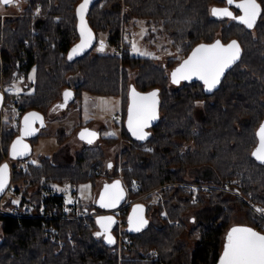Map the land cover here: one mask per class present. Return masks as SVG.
I'll return each instance as SVG.
<instances>
[{"label": "trees", "instance_id": "16d2710c", "mask_svg": "<svg viewBox=\"0 0 264 264\" xmlns=\"http://www.w3.org/2000/svg\"><path fill=\"white\" fill-rule=\"evenodd\" d=\"M80 1L28 0L25 17L9 18L5 23L0 20V82L5 77L8 85L18 74L23 76L27 89L34 85L33 92L18 97L8 90L3 93L5 104L18 106L21 119L17 125L5 124L0 109V166L6 163V156L13 158L11 146L22 133L23 117L31 111L47 115L69 88L74 89L71 101L85 90L98 96H121L125 145L116 162H106L103 149L87 145L72 160L57 162V152L54 156H41L38 163L29 162L27 169H15L11 179L18 182L20 193L17 199L11 195L5 206L38 208L41 204H61L66 194L56 191L55 185L70 183L74 186L73 195H78L80 184H97L101 169L108 172L114 166L115 175L119 176L116 163L122 159L124 181H140L132 193L133 198L140 197L136 204L144 203L145 215L157 208L161 224L130 230L128 222L135 204L128 207L123 217L124 235L133 241L122 251L120 261L119 254L112 251L120 227L115 214L111 233L116 241L110 244L104 234L97 235L101 230L98 220L108 217L104 214L91 218L92 223L87 226L74 219L51 221L0 211V264H217L237 216L245 219V226L264 234V218L241 197L214 190L210 194L199 193L194 200L195 190L178 184L223 183L237 178L242 191L264 209V163L253 156L257 129L264 121V0H257L261 15L250 29L236 19L212 15V8L226 5L225 0H125L126 11L122 9L123 0H95L87 19L97 40L100 31L105 32L110 45L123 47V53H96V41L88 51L70 60V48L80 38ZM39 5L41 14L33 16ZM56 16H60L58 21ZM132 17L148 18L157 25L181 47L184 58L197 44L215 40L237 41L242 56L211 92L198 79L182 80L180 87L172 89L169 71L174 61L158 63L155 58L133 54L124 43V24ZM218 32L221 34L217 36ZM34 67L35 83L28 80ZM131 70L138 71L134 80ZM78 73L82 79L73 86L69 77ZM132 88L158 90L161 97V118L145 131L147 137L143 140L137 139L128 127ZM30 138L34 140L37 135L30 136L29 141ZM108 138L115 144L120 135ZM148 145L153 150L145 149ZM190 168L204 173L190 179ZM156 188L161 196L154 202ZM2 198L3 195L0 202ZM86 206L97 212L108 210L98 203ZM203 210L209 214L202 219L194 220L190 215ZM176 219L181 226L173 223ZM51 223L58 225L64 236L73 234L74 241L58 250L51 241ZM154 248L159 250L160 259L145 258Z\"/></svg>", "mask_w": 264, "mask_h": 264}, {"label": "rangeland", "instance_id": "374dc122", "mask_svg": "<svg viewBox=\"0 0 264 264\" xmlns=\"http://www.w3.org/2000/svg\"><path fill=\"white\" fill-rule=\"evenodd\" d=\"M241 0H233V3L229 5L226 2V6H214L212 9H223L228 8L229 11L233 13L234 16L239 17L243 15L242 10L236 7V4L240 3ZM28 5V0H14V3L5 5L0 3V20L2 23H5L9 18L15 17H25L27 14L26 7ZM41 6L39 5L35 11L33 12V16H38L41 14ZM122 9L126 11L127 7L125 6V0L122 1ZM60 16H56L55 20L58 21ZM238 20V19H236ZM230 21V20H229ZM239 21V20H238ZM75 23V22H74ZM231 23V22H228ZM222 30V28H220ZM256 34V31H254ZM221 32H218L217 36L220 35ZM123 41L128 44L131 48L133 54L140 55L137 52L133 51V45L140 52L148 53L150 55H141L155 58L158 63H170L174 61L173 66L181 61L184 58L185 53L182 51L180 46H177L173 43V39L168 37L162 30L155 24L150 23L148 18H140V17H132L130 22L124 24L123 30ZM101 44L104 45L103 51H99ZM94 52L96 53H109L113 51H117L120 54L123 53V47H112L108 41V34L100 31L97 44L94 47ZM172 66V67H173ZM170 67V87L172 89L178 88L182 84V80L177 83L172 82V73L178 68L177 65L175 67ZM36 72L37 68L34 67L31 69L29 73V78L31 82L36 81ZM131 79L134 80L138 71L131 70ZM5 78V77H4ZM2 79L0 82V104L2 103V118L4 123L7 124L11 122L12 125L15 123L17 125V121L21 119V113L18 106L14 104H5V101L2 102L4 97L3 93L8 90L10 93L17 94V97L22 93H29L34 91V85L27 89V86L23 83V76H19L18 74H14L12 80L5 84V79ZM82 79L81 73L71 75L69 77L70 83L74 86ZM28 85V84H27ZM121 96H98L92 94L85 90L82 95L78 96L75 100L68 102L65 107L63 106L61 100L57 103L47 115L44 116V120L35 124V133L30 136L37 135V138L32 140L30 138V143L32 145L30 160L23 161L17 160L16 158H11L10 156H6V164L12 168V172L18 168L27 169L29 167V162L38 163L41 156H54L57 152H60V157L56 159L57 162H63L74 159L76 153L86 147L87 145H91V147L96 149H103L105 158L104 160L116 162L117 155H120L122 148L125 145L126 137L121 133V121L122 119L114 120L113 117L117 113L123 114L122 104H121ZM264 100V97H263ZM202 104L200 103V106ZM11 120V121H10ZM85 130H94L97 133V138L92 143H88L86 140L80 138L81 132ZM65 133V135H62ZM120 135V140L115 144H112L109 141V136ZM61 138H64L61 140ZM26 163V164H25ZM118 170L119 165H122V159L118 161ZM115 165V166H116ZM100 177L95 185L94 182L89 181L79 185L78 187V195L81 197L82 203L85 205L92 203H100L101 195L104 193L105 186H111L116 181L120 182V186L122 184V180L119 176L115 175V167L112 166L110 171L106 172V169H101ZM120 171V170H119ZM204 171L190 168L187 177L192 178L195 175H201ZM11 180V175L8 173V182ZM17 181H11L10 187L3 196L0 205L5 206L6 201L11 195L17 199L20 193V190L17 188ZM131 185L130 183H127ZM55 190L59 192H64L67 198L74 197L73 190L74 186L70 183L55 185ZM135 189H130V198L137 199L140 197L133 198L132 193ZM157 196L153 199L154 202L158 200V197L161 196V191L159 188H156ZM159 195V196H158ZM141 199L140 201H142ZM258 203V202H257ZM118 204V203H117ZM115 205L117 207L118 205ZM140 204V205H139ZM143 205V202L138 203V205H134L133 208L137 206ZM115 207H109L107 209L112 210ZM8 208V207H6ZM132 208V209H133ZM143 209V208H142ZM191 213V212H190ZM189 213V214H190ZM114 213L107 214L108 217H111L112 220H116L117 217L113 215ZM204 214V215H203ZM209 213L206 211H196L190 214L192 218L202 219L203 216L206 217ZM124 214L121 216L120 221L123 219ZM146 223L143 227L149 225L150 223L161 224V220L158 216L157 208L154 209L151 213L146 214L143 218ZM244 218L237 216L232 223L240 224L245 226ZM129 223V222H128ZM125 223L123 224V229L125 228ZM142 227V228H143ZM120 228V227H119ZM128 228L131 230L133 225L129 223ZM124 233V231H123ZM3 236L2 226L0 222V237ZM117 250V253L122 256V251ZM114 253V252H113ZM150 253V252H149ZM145 258H149L148 254ZM151 258V257H150ZM123 259H120V261ZM160 259V254H159Z\"/></svg>", "mask_w": 264, "mask_h": 264}, {"label": "snow or ice", "instance_id": "6c2138e0", "mask_svg": "<svg viewBox=\"0 0 264 264\" xmlns=\"http://www.w3.org/2000/svg\"><path fill=\"white\" fill-rule=\"evenodd\" d=\"M89 2L90 0H83V3L79 6L80 34L83 39L82 43L72 50L69 55L70 60L89 46L92 38L84 20ZM0 3L8 5L14 3V0H0ZM227 3L231 5L233 0H227ZM236 7L242 10V16H234L228 8H214L212 9V15L238 19L247 28L254 27L257 18L261 15V8L257 0H241L240 3L236 4ZM103 49L104 45L101 44L99 51H103ZM133 51L140 55H150L140 52L135 45H133ZM239 57L240 48L236 41H232L228 45H223L220 41H216L211 45H200L180 67L173 71L172 82L178 84L180 80H190L195 76L203 81L206 90L211 92L220 83V78L224 75L225 70L231 67ZM70 95V93H65V98L67 99ZM131 97L132 102L128 109V127L137 139L143 140L147 137L144 129L157 118V92L141 95L135 89H132ZM38 119L41 120L42 124V118L38 114L32 113L24 118V136L35 133L36 130L32 127V124ZM86 136L89 137L88 143H92L91 138L95 137L96 133L85 130L80 134L81 139H85ZM257 136L259 137V146L253 152V156L264 163V124L261 125ZM27 151L28 146L23 143V139H18L12 146V157L25 155ZM7 180L8 166L5 164L0 166V192L4 191ZM122 198L123 190L120 188V182L116 181L111 186H105L104 193L100 198V206L105 208L115 207ZM138 210H141V206H137V209H134V216L129 218V223L133 225L131 230L134 231H140L146 223L142 218H136L135 214ZM98 223L107 232L114 221L111 217H101ZM97 235L99 236L101 233H97ZM113 242L111 236H109L108 243ZM220 264H264V235L247 227L232 228L227 235V242Z\"/></svg>", "mask_w": 264, "mask_h": 264}, {"label": "built area", "instance_id": "2783aa9c", "mask_svg": "<svg viewBox=\"0 0 264 264\" xmlns=\"http://www.w3.org/2000/svg\"><path fill=\"white\" fill-rule=\"evenodd\" d=\"M123 114L118 113L115 115L114 119H122ZM152 145H148L145 149L153 150ZM23 161H28L30 158L22 159ZM26 164V163H25ZM120 172L122 171V166H119ZM120 177L123 180L124 187L126 189V199L121 203L118 207L112 210H105L101 212H97L95 210H91L88 206L82 203L81 197L79 195H74L73 199L65 197L61 204H54L52 206H46L45 204H41L40 207L36 208L32 205H26L24 208L19 206H13L11 208H6L3 205H0V211L5 212L14 216H36L41 217L47 220H61V219H69V220H78L82 221L85 225H91V218L99 215V214H107L114 213L118 216V220L120 222V228L117 235L116 245L113 247V252L117 253V250H121L122 248H126L128 245L132 243V238L130 236L124 235L123 231V220L120 221L121 216L127 211L128 207L133 205L139 198L132 199L130 198V189H136L140 185V181L136 179L131 185H128L122 176V172ZM178 184H182L188 187H192L195 190L194 200L198 199L199 193L210 194L214 190H224L228 193H231L235 196L241 197L244 199L248 205H250L256 213L264 218V209L263 207L257 203L254 199L251 198L250 195L245 194L242 191V183L237 178H231L225 180L223 183H205V182H197V181H186L179 182ZM173 223L177 226H181V221L176 219ZM262 229H264V223L261 225ZM51 241L55 243L58 247V250H61L68 242L74 241L73 234H68L67 237L63 235L62 230L55 223H51L49 226ZM119 253V252H118ZM120 254V253H119ZM159 250L154 248L148 254L149 258L158 259L159 258ZM122 256L120 255V259Z\"/></svg>", "mask_w": 264, "mask_h": 264}, {"label": "water", "instance_id": "95a60500", "mask_svg": "<svg viewBox=\"0 0 264 264\" xmlns=\"http://www.w3.org/2000/svg\"><path fill=\"white\" fill-rule=\"evenodd\" d=\"M94 1L95 0H90V2H89V5H88V8H87V10H86V12H85V14H84V20H85V23H86V26H87V29L90 31V33H91V40H90V42H89V46H87L82 52H80L78 55H81V54H83V53H85L86 51H88L90 48H92L94 45H95V43H96V41H97V36H96V32H95V30H94V28L91 26V24L89 23V21H88V19H87V14H88V12H89V10H90V7H91V5L94 3ZM83 3V0H81L80 2H79V4L77 5V16H78V22H77V29H78V32H79V36H80V38H79V40L76 42V43H74L72 46H71V48H70V54H71V52H72V50L74 49V48H76L78 45H80L81 43H82V37H81V34H80V24H81V21H80V15H79V6L81 5ZM258 3V2H257ZM259 4V3H258ZM260 5V4H259ZM260 8H261V6H260ZM216 41H220V40H215V41H213V42H210V43H199V44H197L194 48H193V50L189 53V55L187 56V57H185L178 65H177V67H180V65L185 61V60H187L191 55H192V53H193V51L198 47V46H200V45H211V44H214ZM221 42V44H223V45H228L229 43H231V42H223V41H220ZM237 42V41H236ZM237 44L239 45V48H240V57H239V59L241 58V56H242V49H241V47H240V44L237 42ZM78 55H76V56H78ZM75 57V56H74ZM239 59L236 61V62H238L239 61ZM235 62V63H236ZM234 63V64H235ZM233 64V65H234ZM232 65V66H233ZM231 66V67H232ZM231 67H229L228 69H226L225 70V73H224V75L226 74V72L231 68ZM224 75L220 78V81L222 80V78L224 77ZM195 79H198V78H196L195 76L194 77H192L190 80H195ZM199 80V79H198ZM132 89H135V88H132ZM132 89H131V92H132ZM135 91L137 92V93H139V94H141V95H147V94H149V93H152V92H157V97H156V99H157V101H158V104H157V108H156V116H157V118L155 119V120H153V121H151L150 122V124H149V126L148 127H146L145 129H144V132L149 128V127H151V126H153V125H155L159 120H160V118H161V97H160V93H159V91L158 90H150V91H144V90H138V89H135ZM131 92H130V102H129V106L131 105V102H132V97H131ZM65 93H70L71 95L66 99L65 98V94H64V99H63V102H62V104H63V106L65 107V105L68 103V102H70L73 98H74V89H72V88H69V89H67L66 91H65ZM2 102H4V97H3V99H2ZM1 107H2V103L0 104V109H1ZM128 109H129V107H128ZM32 113H35V114H38V116L40 117V118H42V121L44 120V116L42 115V114H40L39 112H36V111H31V112H29V113H27L24 117H23V120H22V133L13 141V143H12V146H13V144L18 140V139H23V143L24 144H26L27 146H28V151H27V154H25V155H22V156H17L16 157V159H22V158H28L29 156H30V154L32 153L31 152V149H32V145H31V143H30V141L29 140H27L25 137H27V136H24L23 135V131H24V118L26 117V116H29V114H32ZM37 121H41V120H35V122L32 124V127L35 129V124L37 123ZM262 124H264V121L260 124V126L258 127V129H257V133H258V131H259V129H260V127H261V125ZM88 131H90V132H94V133H96L94 130H88ZM83 132H85V131H83ZM82 133V132H81ZM28 137H30V135H28ZM97 138V133H96V136L95 137H92L91 139H92V142L93 141H95V139ZM88 139H89V137H85V139L84 140H86L87 142H88ZM12 146H11V154H12ZM259 146V137H258V143H257V145H256V147L254 148V150H253V152L254 151H256V149H257V147ZM260 162V161H259ZM6 164V163H5ZM4 164V165H5ZM8 166V165H7ZM8 173H9V175H11V169H10V167L8 166ZM9 183H10V181L8 182V180H7V185H6V187H5V189H4V191L3 192H0V196L1 195H3V193L6 191V189H7V187H8V185H9ZM120 188L123 190V198L122 199H120L119 200V202H118V206L121 204V203H123V201L126 199V189H125V187H124V185H123V183L121 184V186H120ZM99 205H100V203L99 202H97ZM135 205H138V204H135ZM140 205V204H139ZM117 206V207H118ZM105 208V207H104ZM116 208V207H115ZM143 208V209H142ZM134 209H137V207L136 208H133V210H132V215L130 216V217H133L134 216ZM107 215V214H106ZM135 216H136V218H144L145 217V213H144V205H142L141 204V210H138L137 212H136V214H135ZM129 217V218H130ZM112 225V224H111ZM234 227H247V228H251V227H248V226H242V225H240V224H234L232 227H231V229L232 228H234ZM230 229V230H231ZM252 230H254L255 232H257V233H259V234H262L259 230H256V229H254V228H251ZM230 232V231H229ZM100 233L101 234H104L105 235V237L108 239V237L109 236H111V238H112V240L115 242L116 241V237L115 236H113L112 235V233H111V226H110V228H109V230L107 231V232H105L104 231V229L103 228H101V230H100ZM262 235H264V234H262ZM113 242V243H114ZM112 243V244H113ZM225 245H226V243H225ZM223 256V255H222ZM222 258V257H221ZM220 261H221V259L219 260V262L217 263V264H220Z\"/></svg>", "mask_w": 264, "mask_h": 264}, {"label": "flooded vegetation", "instance_id": "af4514ba", "mask_svg": "<svg viewBox=\"0 0 264 264\" xmlns=\"http://www.w3.org/2000/svg\"><path fill=\"white\" fill-rule=\"evenodd\" d=\"M226 2H227V0H225ZM226 6V5H225ZM40 121H37V123H39ZM27 140H29V137L27 136V137H25Z\"/></svg>", "mask_w": 264, "mask_h": 264}, {"label": "crops", "instance_id": "0c3cea01", "mask_svg": "<svg viewBox=\"0 0 264 264\" xmlns=\"http://www.w3.org/2000/svg\"><path fill=\"white\" fill-rule=\"evenodd\" d=\"M121 104H122V100H121Z\"/></svg>", "mask_w": 264, "mask_h": 264}]
</instances>
